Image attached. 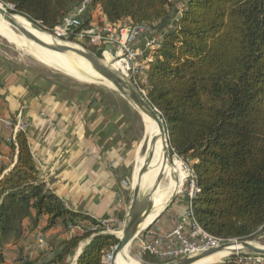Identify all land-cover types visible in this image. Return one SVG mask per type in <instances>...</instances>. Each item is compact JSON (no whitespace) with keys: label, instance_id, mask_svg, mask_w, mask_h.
<instances>
[{"label":"trees","instance_id":"trees-1","mask_svg":"<svg viewBox=\"0 0 264 264\" xmlns=\"http://www.w3.org/2000/svg\"><path fill=\"white\" fill-rule=\"evenodd\" d=\"M0 2L51 31L80 0ZM90 7L109 23L145 24L162 34L145 97L163 118L172 154L191 161L197 224L222 241L264 233V0H91ZM77 42L100 56L101 48ZM16 144V163L0 175V264L25 220L36 231L45 217V228L58 224L61 234L69 224H97L65 207L42 181L25 133ZM100 231L61 239L16 264H71L85 240L74 264H103L107 242L117 238ZM222 264L243 263L231 255Z\"/></svg>","mask_w":264,"mask_h":264},{"label":"crops","instance_id":"crops-1","mask_svg":"<svg viewBox=\"0 0 264 264\" xmlns=\"http://www.w3.org/2000/svg\"><path fill=\"white\" fill-rule=\"evenodd\" d=\"M29 75L26 69L0 61V115L14 118L20 114L29 122L26 135L41 179L69 209L95 220L114 219L112 226L120 223L148 144L146 140L142 145L140 139L141 113L115 91L110 95L95 90L69 92L61 81L57 85L46 78L29 79ZM114 98L122 102L123 109L116 108ZM9 136V130L0 128V175L17 161L18 148L6 140ZM177 201L165 207L156 225L168 229L176 223L187 202L185 197ZM77 224L91 225L88 221ZM45 225L44 217L33 231L25 220L19 242L7 244L4 264H16L23 256L35 258L70 238L67 231L61 234L58 224ZM37 234L48 247L39 245ZM86 243L79 244L71 264Z\"/></svg>","mask_w":264,"mask_h":264},{"label":"built area","instance_id":"built-area-1","mask_svg":"<svg viewBox=\"0 0 264 264\" xmlns=\"http://www.w3.org/2000/svg\"><path fill=\"white\" fill-rule=\"evenodd\" d=\"M90 2L91 0H80L62 17L60 23L51 32L63 40L71 41L69 38L74 37L76 42L86 41L90 45L101 48L102 55L112 63H118V71L121 75L145 96L147 72L154 60L153 51L159 47L162 34L153 33L152 29L145 24H113L106 20L95 24L92 22L95 8L90 7ZM0 128L9 130L10 136L6 140L17 145V133L26 134L29 122L20 114L14 118L0 115ZM123 184L128 185L126 181H123ZM197 191L195 176L191 174L185 193L187 201L185 209L171 228L164 229L161 225H156L155 221L144 228L135 237L142 251L164 263L226 242L211 236L197 224L191 206V200ZM63 204L68 207L67 203L63 202ZM96 222V225L86 226L69 224L66 231L71 237L87 230L107 229L115 221L114 219H98ZM36 239L41 247H48L47 241L40 234L36 235ZM233 255L239 263L264 264V255L249 252Z\"/></svg>","mask_w":264,"mask_h":264},{"label":"water","instance_id":"water-1","mask_svg":"<svg viewBox=\"0 0 264 264\" xmlns=\"http://www.w3.org/2000/svg\"><path fill=\"white\" fill-rule=\"evenodd\" d=\"M11 15L12 13L8 12L5 6L0 7V18L5 22H7L11 27L23 33L27 39H30L31 41L35 42L40 46L46 47L47 49H50L52 51L73 55L87 62L101 77H103V79L106 80L107 85L112 90H114L116 93L122 96L137 111L143 113L145 116L150 118L156 125V131L155 132L152 131L153 132L152 134L150 133L148 134L147 137L148 144L146 145L144 150L143 161L139 166L135 181L132 182V191H133L132 202L129 208V212L127 214V218L124 222V226L121 230L122 233L120 236L116 237L117 242L114 244L113 248L110 250V253L108 254V256L110 257V264H116L117 256L120 254V252L128 244H130V242L144 228L152 224L162 212L161 210L147 226L142 228L145 218L149 215V213L152 210L153 194L158 184L157 178H158L159 168L156 169V167H158V161L157 162L155 161L153 163V159H154L153 148L159 136L162 137L164 143L167 144L170 156L172 154L171 150L169 149L168 137L165 131L163 118L160 112L147 100V98L141 93H139L138 90L132 84H130L125 79H123L116 71L112 70L110 65L106 64L104 61H102L92 53L84 50L83 48L77 47L67 40L57 38L51 31L44 29L39 23L32 21L26 18L25 16H23L29 21L30 26L33 29L47 33L52 37L53 40L52 43L48 45L43 43L42 41H39L38 39H35L32 35H30L29 32L27 33V29L24 26L18 24L15 20H13L11 18ZM145 131L147 132L146 129ZM149 166H152L154 172L157 170L155 174V179L146 193L145 201L143 205L137 210L134 209L133 207V200L139 191L141 179L143 175L149 170ZM230 242H236L240 246L238 250L231 253L232 255L241 252H249V253L264 255V246L253 244L252 242L246 239H239V240H229L219 244L216 247L203 249L192 255L183 256L173 261L164 262L161 264H192L197 260H200L208 255H211L217 251L222 250Z\"/></svg>","mask_w":264,"mask_h":264},{"label":"rangeland","instance_id":"rangeland-1","mask_svg":"<svg viewBox=\"0 0 264 264\" xmlns=\"http://www.w3.org/2000/svg\"><path fill=\"white\" fill-rule=\"evenodd\" d=\"M3 6H5L7 8L8 12H10L12 14H18V13H15L12 11L11 5H6V4H3L0 2V7H3ZM8 8H10V9H8ZM19 15H21V14H19ZM21 16H23V15H21ZM102 20H106V19L102 15L100 8L95 7V12L93 15L92 22L97 24V23H100ZM168 22H166V23L168 24ZM118 23L126 24L128 22L127 21H120ZM9 27H11V26L9 25ZM165 27L166 26H163V28H165ZM11 29H12V31H14L15 34L22 36L26 41H24L20 44H16L14 42L7 40L2 35H0V61L5 62L6 64L8 63V64L14 66L15 68L28 70L30 73V75L28 77L29 79L31 78V79L35 80L38 78H44V79L46 78L49 81H51L52 83L57 84V85H59L58 81H61V85L64 86L69 92L70 91L71 92H77V91L83 92L84 91V93H87L89 90H95L96 92H99V93L101 92V94H106V95H110V94L114 93L113 92L114 90H112L108 85H104V84L98 83V82H87V81L81 80L77 77H74L71 73H69L67 70H65V68H63L59 64L47 63V62L43 61L38 56H36L35 53L32 51V48L34 45L29 43L31 40L27 39L23 33H20L15 28L11 27ZM158 30L153 29L152 31H153V33H158L157 32ZM27 33H28V31H27ZM46 36L49 39H51L50 43H52V40H53L52 37L50 35H48L47 33H46ZM31 42H33V41H31ZM69 42L72 43L73 45L77 46V47H81L84 50L92 53L91 51H89V49H87L85 46L81 45L80 43H78L76 41H69ZM98 58L101 59L102 61H104L105 63L107 62L106 64H108V65L112 64V62L108 58L104 57L102 55V53L100 54V56ZM116 72L123 79H125L118 70ZM31 81H33V80H31ZM114 99H115L114 101L116 104V108L117 109H123L124 107L122 105V102L118 101L117 98H114ZM110 101H111V99H110ZM149 126L146 125L144 127L142 120L140 118L138 119V130L141 133L140 139L142 140V145L143 144L145 145L148 134L152 133V128ZM145 129L147 130V132L145 131ZM143 156H144V151L142 153V157ZM171 157L172 158L176 157L182 162V166L185 169V171L187 172V174H186L185 178L183 179L182 184L180 185L179 189L171 195V197L169 198V201H167V203L161 205L162 214L164 213V211L166 209L165 207H167L168 205H172L171 203H174V205H176L178 202L177 199H183L185 197L186 190L188 189V185L190 183L191 174H193V172L191 170V166H190L191 161H184L181 157L177 156L176 154H171ZM163 175H164L163 180L166 181L167 177H165L166 176L165 171L163 172ZM170 193H171V187H167L163 193L155 194V192H154L153 198L165 199L168 197V195H170ZM132 196H133V193L131 190L130 202H129V205H128L126 212L124 213V215L121 218V222L118 224H113V226L111 225L107 229L105 228L104 230H101L100 233H109V234L114 235L115 237L119 236V234L121 235V232H122L121 230L124 226V222L127 218V214L129 212V208L131 206ZM141 200L145 201V197H143V198L139 197L138 198V201H141ZM179 203H181V202L179 201ZM138 206L141 207L140 204ZM247 240L252 242L253 244H256L259 246H264V233L263 232L257 233L251 239H247ZM84 242H87V240L83 241L82 243H84ZM111 243H112V241L107 242V246L105 247V249L102 252L103 264H106V256L110 253V250L113 248L115 241L113 244H111ZM126 254L128 255V257L126 258V261L129 264H131V262H130L131 260L135 261L134 264H161L162 263L160 260H158L153 255L142 251L138 246V239L137 238H134L130 242V244H128L120 253L121 256H124V255L127 256ZM145 254H148L147 256L149 258L150 257L153 258L155 260V263L149 262L148 261L149 258L148 257L145 258ZM231 255L232 254L229 253L228 255L223 257L221 259V261H218L217 263H210V264H222Z\"/></svg>","mask_w":264,"mask_h":264},{"label":"bare ground","instance_id":"bare-ground-1","mask_svg":"<svg viewBox=\"0 0 264 264\" xmlns=\"http://www.w3.org/2000/svg\"><path fill=\"white\" fill-rule=\"evenodd\" d=\"M11 18L15 20L18 24H21L24 26L27 31L32 35L35 39H38L39 41H42L45 44L50 45V40L47 36L46 33L38 31L33 29L30 26L29 21L19 15V14H12ZM21 33V32H20ZM0 35H2L4 38L7 40L14 42L16 44H20L24 41H26L22 36L17 35L12 31L11 27H9V24L2 20L0 18ZM22 35V34H21ZM28 42V41H27ZM33 46L32 51L35 53L36 56H38L40 59L47 63H56L65 68L69 73H71L74 77H77L81 80L87 81V82H98L102 83L104 85H107V82L103 77H101L87 62L84 60H81L73 55H68L65 53H60L56 51H52L50 49H47L46 47L40 46L38 44H35L33 42H29ZM29 45V44H28ZM22 49V48H21ZM107 63V62H106ZM112 70L117 71L119 70V64L118 63H112L109 64ZM141 117L144 123H146L148 126L150 125L152 128V131H156V125L155 123L145 116L143 113H141ZM149 126V127H150ZM152 132V133H153ZM153 154H154V159L153 163L158 161V167L159 168V173H158V178H157V187L155 189V194L163 193L167 187H171V193L168 195L167 198L162 199V198H153L152 200V210L149 213V215L145 218V221L143 222V227L147 226L152 219L159 213L161 210V205L167 203L169 201V198L171 195L176 192L180 185L182 184L183 179L185 178L187 172L182 166V162L176 158V157H171L168 151V146L166 143H164L162 137H158L154 148H153ZM158 159V160H157ZM152 165V164H151ZM157 171V170H156ZM156 171H153V168L151 166V169L149 172H147L144 177L143 181L140 184L139 191L137 195L135 196L133 200V207L134 209H139L140 206L143 205L144 200L138 201V198H143L145 197L148 189L150 188V185L153 183L155 179V174ZM165 171L167 177L166 181L163 180V172ZM122 233V232H121ZM120 236V234H119ZM239 244L236 242H230L229 244L226 245L225 248H223L220 251H217L211 255H208L200 260L195 261L192 264H210V263H217L218 261H221L223 257L228 255L229 253L235 252L236 250L239 249ZM121 253V252H120ZM127 255V254H126ZM127 256H121L120 254L117 256L116 264H129L126 261ZM131 264H134L135 261L131 260ZM106 264H110V257L107 255L106 256Z\"/></svg>","mask_w":264,"mask_h":264}]
</instances>
